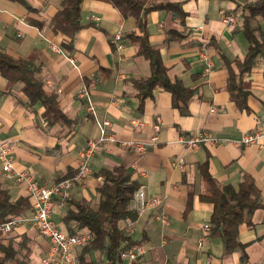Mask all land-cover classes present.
<instances>
[{"label":"crops","instance_id":"obj_1","mask_svg":"<svg viewBox=\"0 0 264 264\" xmlns=\"http://www.w3.org/2000/svg\"><path fill=\"white\" fill-rule=\"evenodd\" d=\"M22 1L0 0V48L15 57H25L32 51L38 54L45 88L56 93L60 109L70 121L47 123L44 107L29 103L22 83L5 91L6 78L0 74V140L14 146V169L32 174L44 185L52 184L68 171H73V176L78 152L88 139L100 136L97 121L108 118L112 124L108 129L118 138L148 142L147 149L140 153L117 143L101 144L91 159L92 174L82 182L75 180L70 196L96 203L102 184L98 171L122 164L132 170V178L148 194L165 197L168 223L158 220L155 210L120 223L135 242L144 244L145 263L242 264L240 250L225 254L220 238L202 230V225L209 222L212 204L199 199L205 190L199 165L205 162L216 180L234 187L244 173L251 174L264 200V145L230 141L264 121V65L260 60L243 77L248 89L247 109L237 105L227 88L230 74L238 72L235 60H242L246 54L240 13L234 9L247 0H169L181 2L186 14L183 24L166 9L146 13L148 39L158 47L169 77L198 90L188 102L185 115L172 106L171 93L161 87L154 89L153 96L144 100L143 111H138L132 80L148 75L150 63L137 54V45L128 37L131 32L141 33L133 17L122 15L107 0H83L82 26L75 35L73 49L65 50L62 42L66 36L47 25L61 0ZM229 12L237 16L234 27L222 21ZM260 24L264 31V18ZM198 25L201 27L196 29ZM117 34L121 36L119 41ZM202 53L213 62L209 71L204 69ZM68 56L74 58L75 65ZM82 89L88 91L95 115L87 112L86 101L79 96ZM156 115L161 116L162 122L156 141L151 142ZM132 117H139L145 124L132 126ZM202 130L230 140L196 148H187L177 141L181 133ZM180 157L183 165L178 167L174 162ZM0 187L7 189L10 200L27 196L31 202L25 182L16 175H6L1 164ZM188 201L190 209L185 211ZM30 209L31 206L18 215L29 213ZM65 210V204L56 197L52 218L64 230ZM22 234L32 242L31 253L25 260L13 259L8 264H44L42 258L49 242L34 226L19 224L11 232L0 230V242L7 243L11 238L17 248ZM201 235L203 242L198 245ZM238 235L246 243V264H264V208L253 213L252 223L240 224ZM82 247L75 249L77 260ZM86 259L97 264L108 261L97 251H91ZM116 264L126 263L120 260Z\"/></svg>","mask_w":264,"mask_h":264},{"label":"trees","instance_id":"obj_2","mask_svg":"<svg viewBox=\"0 0 264 264\" xmlns=\"http://www.w3.org/2000/svg\"><path fill=\"white\" fill-rule=\"evenodd\" d=\"M22 1V0H21ZM83 0H61L60 8L49 19L48 27L53 32H60L66 36L62 42L65 50L73 49L76 33L82 26L81 3ZM111 2L124 16H131L141 33L131 32L128 37L137 45V54L149 60L148 75L132 80L135 96L138 98V111L142 112L144 100L153 96V91L161 87L171 93L172 106L180 114H187L188 102L197 93L196 88H190L180 80H172L168 69L163 64L158 47L148 39L146 13L155 9H166L183 24L185 11L181 2L169 0L148 2L147 0H107ZM23 2V1H22ZM239 11L241 31L243 32L247 48L242 60H235L238 72H232L227 82L230 96L241 108L247 109L248 89L243 77L248 74L257 60L264 65V31L260 20L264 18V0H247L234 9ZM38 54L32 51L25 57H15L0 48V74L6 78V89L10 91L13 85L21 82V89L27 96L29 103H40L44 107V118L49 124L70 121L60 109L56 93L45 88L42 76L43 66L37 61ZM200 174L205 184V190L199 194V199L212 204L210 215L209 235L218 237L222 241L225 254L240 250L242 264H246V243L239 239L238 229L242 223H252L253 213L264 208V200L254 178L244 173L237 187L227 183H220L208 171L204 162L199 165ZM132 170L122 164L110 168H101L98 174L102 176V184L98 187L99 199L91 204L72 196L65 201L63 221L70 234L87 231L90 234L88 244L82 247L78 257V264H97L87 260L86 255L97 251L110 264L121 260V249L134 243L125 228L120 225L123 220L134 221L138 213L132 207L134 191L140 185L132 178ZM73 171H68L56 181L72 177ZM31 206L27 196L10 200L7 189L0 187V224L16 216ZM190 209V201L185 211ZM13 239L7 243L0 242V264H8L13 259L25 260L31 253V240L25 234L20 236L18 247L14 248ZM20 255V258H18ZM131 264H136L135 262Z\"/></svg>","mask_w":264,"mask_h":264},{"label":"built area","instance_id":"obj_3","mask_svg":"<svg viewBox=\"0 0 264 264\" xmlns=\"http://www.w3.org/2000/svg\"><path fill=\"white\" fill-rule=\"evenodd\" d=\"M222 21L227 26L234 27L237 22V16L229 12L224 14ZM200 27L201 26L198 25L196 29ZM17 35L21 36V33L18 32ZM120 37V34H117L116 40L119 41ZM117 46L120 47L121 44ZM51 47L63 53L60 47L56 45H52ZM202 55L205 60L204 69L205 71H209L213 62L205 53H202ZM68 58L72 64L75 65L74 58L70 56H68ZM79 96L86 101L85 105L87 112L95 115V107L90 100L88 91L82 89ZM161 122V116L156 115L152 123L155 133L151 136V142L156 141ZM130 123L132 126L145 124L139 117H132ZM97 124L101 129V134L98 137L88 139L86 145L78 152V164L75 174L72 177L55 181L50 185L40 183L36 177L24 170L16 171L13 166V144L7 140H0L1 171L8 176L16 175L20 181L25 182L31 200V209L29 213L16 215L2 222L0 224V230L2 232H11L19 224L34 226L49 242L47 254L42 258L44 264H78L75 249L88 244L90 240V234L87 231L70 234L68 231L60 228L52 218V209L56 197L59 198L60 204H65L66 199L70 196V188L75 180L82 182L92 174L91 159L97 148L101 144L108 142L117 143L123 147L133 148L140 153H144L147 149L148 142L145 143L131 138H118L115 132L108 129L112 125L108 118L97 121ZM228 140L230 139L219 137L206 130L199 131L195 134L181 133L177 138V141L187 148H196L204 144H224ZM230 141L236 144H256L262 147L264 145V121L258 124L253 130L244 132L239 139H231ZM174 165L181 167L183 165V159L181 157L178 158L174 162ZM164 205V196L159 194H148L142 185H139L134 191L132 207L138 214L147 210H155V217L166 224L169 218L164 210ZM202 230L209 233L210 223H204L202 225ZM202 242L203 235L198 238V245H202ZM145 251L146 248L143 243L135 242L121 249L119 256L126 264H131L133 262L136 264H150L143 261ZM106 264H110L109 261H107Z\"/></svg>","mask_w":264,"mask_h":264}]
</instances>
